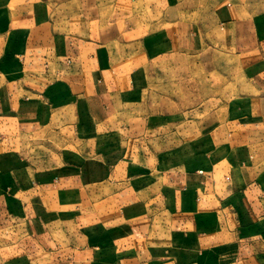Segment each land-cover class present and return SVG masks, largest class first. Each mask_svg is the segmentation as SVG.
Segmentation results:
<instances>
[{"label":"crops","instance_id":"0c3cea01","mask_svg":"<svg viewBox=\"0 0 264 264\" xmlns=\"http://www.w3.org/2000/svg\"><path fill=\"white\" fill-rule=\"evenodd\" d=\"M0 264H264V0H0Z\"/></svg>","mask_w":264,"mask_h":264},{"label":"rangeland","instance_id":"374dc122","mask_svg":"<svg viewBox=\"0 0 264 264\" xmlns=\"http://www.w3.org/2000/svg\"><path fill=\"white\" fill-rule=\"evenodd\" d=\"M193 62L198 63L200 55L190 57ZM205 59L204 56H201L203 62ZM162 62V60H160ZM183 60L182 57H175L174 59V68L175 73L172 79L175 82V92H181L183 90V83L186 81L187 90L190 91L191 99H198L205 94H219L222 95V99L225 100L226 97H232L242 91L241 86L243 87L248 83V78L244 72L239 68L236 60L232 56L223 55L222 65L215 69V63H210L206 61L207 72L205 76V87H201L198 84H195V78L198 80L203 71L196 69L191 72L190 78L185 76L183 73ZM214 64V65H213ZM214 66V67H213ZM202 77V76H201ZM190 80V82H189ZM186 90V91H187ZM227 99V98H226ZM193 106V104L191 105Z\"/></svg>","mask_w":264,"mask_h":264}]
</instances>
